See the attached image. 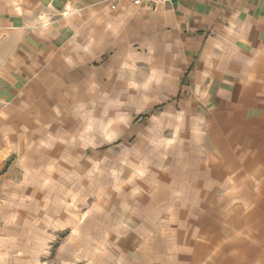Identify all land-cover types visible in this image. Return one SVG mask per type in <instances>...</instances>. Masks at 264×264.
I'll use <instances>...</instances> for the list:
<instances>
[{"label":"crops","instance_id":"crops-1","mask_svg":"<svg viewBox=\"0 0 264 264\" xmlns=\"http://www.w3.org/2000/svg\"><path fill=\"white\" fill-rule=\"evenodd\" d=\"M113 2L0 0V170L101 87L164 107L203 159L180 264H264V0Z\"/></svg>","mask_w":264,"mask_h":264},{"label":"rangeland","instance_id":"rangeland-1","mask_svg":"<svg viewBox=\"0 0 264 264\" xmlns=\"http://www.w3.org/2000/svg\"><path fill=\"white\" fill-rule=\"evenodd\" d=\"M96 94L47 129L62 141L45 137L0 170V264H180L190 254L185 195L203 165L193 126L164 107L145 121L137 99L122 107L117 91Z\"/></svg>","mask_w":264,"mask_h":264},{"label":"built area","instance_id":"built-area-1","mask_svg":"<svg viewBox=\"0 0 264 264\" xmlns=\"http://www.w3.org/2000/svg\"><path fill=\"white\" fill-rule=\"evenodd\" d=\"M114 0H110V2L112 3V7H115L116 4L115 2H113ZM128 2H131L132 4H142V3H146V4H151L154 8H159L160 6H162L165 2H167L168 0H127Z\"/></svg>","mask_w":264,"mask_h":264},{"label":"trees","instance_id":"trees-1","mask_svg":"<svg viewBox=\"0 0 264 264\" xmlns=\"http://www.w3.org/2000/svg\"><path fill=\"white\" fill-rule=\"evenodd\" d=\"M160 106H154V108H152V110H150L149 112L145 113L144 115L141 116L142 119H144L145 121L147 120L146 118L149 117V115H151L155 110H157Z\"/></svg>","mask_w":264,"mask_h":264}]
</instances>
